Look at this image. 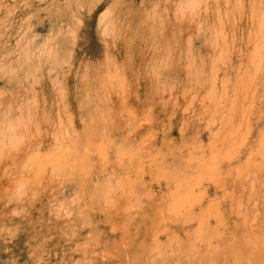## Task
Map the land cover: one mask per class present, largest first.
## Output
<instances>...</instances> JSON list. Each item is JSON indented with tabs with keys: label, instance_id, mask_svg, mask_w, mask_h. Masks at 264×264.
<instances>
[{
	"label": "rangeland",
	"instance_id": "obj_1",
	"mask_svg": "<svg viewBox=\"0 0 264 264\" xmlns=\"http://www.w3.org/2000/svg\"><path fill=\"white\" fill-rule=\"evenodd\" d=\"M0 2V111L6 110L9 106L15 108L22 100L23 90L10 76L9 71L12 67L23 66L29 61L30 69L26 70L25 67L24 69L31 72V76L37 77L43 72L53 78L68 74V69L72 67L66 66L68 62L75 67L76 64L84 63L85 59L88 65L96 64L98 62L94 59L98 56L109 60L113 66L111 74L113 71L116 72L115 75L112 74L115 77L113 87L116 92H111L115 104L119 105L120 110L124 106L121 100L126 97L131 103L130 106H140L141 109H146L148 114L153 112L152 124L160 128L155 141L157 147H164L166 142H171L177 150L175 140L178 139V135L170 130L201 124L203 130L205 129L203 135L207 139L206 142L213 139L219 141L221 148L219 156L224 159L230 153L235 155L232 162H222L223 168L220 171L224 173L219 174V179L203 176L200 188L196 189L199 205L188 209L190 216L198 214L199 208L208 216L211 241L207 240V246L210 252L220 250L216 261L213 263L206 258L207 252L203 253L200 250L204 246L202 245L200 248L196 246L186 249L187 254L182 255L179 264H222L228 259L230 262L227 264H259L260 257L255 256V259L248 250L234 256L229 248H232L231 244L238 242L239 245L240 240L244 241V237L255 234L258 237V247L262 248L259 250L261 256L264 254V176L259 175L256 162L259 158L257 139L264 131V117L260 116H264V0H211L207 9L201 6L198 13L191 16L189 10L185 9L184 13L182 11L183 4L185 8L187 7V0H0ZM199 2L202 3V0ZM178 9L182 13L177 14ZM218 10H225V14H216ZM220 15L226 20L225 35L220 34V26L218 28L217 18ZM104 24L108 25L105 32L102 30ZM203 26L208 29H203ZM197 34L199 36L195 37ZM156 35L159 49H152L149 46L151 40L156 39ZM190 36L195 38L191 41ZM165 47L174 48L172 65H168L167 68V60L162 54L168 50ZM188 51L192 56L193 54L197 56L191 58L184 54ZM92 69L94 70L91 71V76L97 77L99 74L97 67ZM82 71L84 72L83 68L77 75ZM18 75L25 74L21 70L18 71ZM212 88L220 95H228L225 105L230 103V99L233 101L230 104L239 105L240 111L251 110L248 116L244 114L249 127L240 126L242 128L239 127V130L234 127L235 135L232 134L233 130L230 133L225 132L219 116H214L213 109L205 107L213 106L205 99ZM94 95L95 90H92L91 98ZM92 101L93 103L87 104L91 110L100 108L106 111L94 103L96 100ZM171 113L175 116L171 117ZM240 120L241 125H245L241 114ZM131 126H135L134 131L127 130L132 128ZM138 126L140 122L129 119L128 115L121 120V131L113 134V141L117 146L115 153H120L125 146L139 147L142 139L146 137L148 125L142 128ZM136 127L139 129L136 130ZM174 137L177 139L173 140ZM200 153L207 155L210 149L207 147L202 152L194 149L190 155L196 158ZM142 154L143 150L136 155L137 159L143 161ZM161 155L166 158L163 163L167 167L165 169L170 167L169 171L159 174L156 179L155 174L158 171L154 169L140 171L141 177L136 180L139 185L127 192L131 199L129 226L136 227V232L132 233L129 239L126 238L127 245L117 249V245L121 243L119 234H115L111 228L112 223L108 225L107 214L102 210L108 204L104 201H95L94 195H99V190L93 192L88 186L89 196L86 198H81V194L76 193L73 188L65 190L66 210L67 207L70 208V204L77 206L79 203L86 204V201L93 197L95 202H91L89 209L91 212L88 216L90 221L82 224L83 227L80 228L78 224L80 219L68 214L71 217L64 226L62 224L63 227L57 228L56 225L52 229V221H58L60 218L52 212L53 208L60 207L59 201L54 203L55 201L42 200L39 198L40 191L36 190L37 192L33 193L32 189H28L21 199L13 200L10 207L6 203H0V264H40L43 261L40 258L42 252L41 247L36 246L35 230L42 228L41 234L44 229H48L49 236L58 248L55 253L58 259L62 260V264L70 262L106 264L103 259L105 250L110 251L108 254L113 255L112 258H117L121 254L123 264H133L134 259L139 257L137 250L145 249L142 256L148 251V244L155 237L152 236L151 230L156 226L161 230L162 208L166 199L170 198V189L175 184L172 182L174 184L168 185L170 175L175 171L184 172L186 169L188 176L193 179L195 170L199 168L192 167V172H189L184 161L189 160L187 158L191 156L186 151L179 158L164 149ZM179 166L182 170L178 169ZM230 168L233 169L232 172L235 171L233 175L230 174ZM225 173L223 181L226 185H221L220 178ZM142 177L148 180L143 181ZM157 178L160 181L149 183ZM254 189L257 192L259 189V194ZM102 197L103 194H100L99 198ZM38 199L42 201V206L38 205L36 201ZM15 209L22 211L17 214L13 212ZM137 211L142 214H138ZM13 213L14 217L10 216ZM31 215L41 217L44 227L42 224L35 225L33 230L28 232L26 222ZM138 223L146 224L142 228ZM9 224L14 226L11 227ZM197 227L193 220L185 224L184 241L196 234ZM163 235L159 239L165 241L166 236ZM91 239L93 241H90ZM66 250L73 254L69 259L64 255ZM54 262L56 261H51V258L47 259V264Z\"/></svg>",
	"mask_w": 264,
	"mask_h": 264
},
{
	"label": "bare ground",
	"instance_id": "obj_2",
	"mask_svg": "<svg viewBox=\"0 0 264 264\" xmlns=\"http://www.w3.org/2000/svg\"><path fill=\"white\" fill-rule=\"evenodd\" d=\"M187 1L188 4L186 8L185 4L182 3V7H184L182 8V11L184 13L185 9L189 10V14L191 16L197 14L201 6L207 9L211 0H202V3H200L199 0ZM196 3H198V5L195 7ZM182 11H179L178 9L177 14L179 12L182 13ZM203 11L204 10H202V12ZM224 11L225 10H218L216 14H225ZM101 21L102 20H100V22ZM217 22L219 23L218 28L220 26V34L225 35L224 26L226 25V20L222 15H220L217 18ZM195 23L196 22H194V24ZM107 27V24H104L102 26L103 32L106 31ZM204 28H206V26H203V29ZM198 36L199 34H197L195 37ZM155 37L156 39L151 40V45L149 47L152 49H159V45L157 44L158 35H156ZM195 37L191 38L190 36L189 39H191L192 41ZM209 37H211V35ZM165 49H168L166 52H164L165 54L162 52L161 53L163 54V58L167 60V68L168 65H172V58L174 55L172 51H174V48L165 47ZM184 54H187L191 58L197 56L196 54H193L192 56V53L190 51ZM85 60L84 63L76 64L75 67L74 64H69L68 62L66 66H72L68 69V74L53 78L43 72L37 77L31 76V72L26 71L29 70L31 66V64H29V61L23 66L20 65L16 66L15 68L12 67L9 71L10 76L12 77V81H14L17 86L19 85V87L23 91H21L22 100L17 104L15 108L9 106L6 110L0 111V203H6L8 207H10L13 200L21 199L24 194H26V190L32 189L33 193L37 192L36 190H38L42 195H39L40 199L55 201L54 203L59 201L60 207L58 206V208H53L52 212H54V215L60 216V218L58 220L59 222L55 220L52 221V229L55 228L56 225L57 228L63 227L64 223L68 222L69 217H71L68 214H71L73 218L76 217L77 219H80V223L78 224L81 228L83 227L82 224L86 222L89 223L90 221L88 216L91 211L89 209L90 204L92 201H94V199L92 197L91 200L86 201V204L79 203V206H77V204H70V208L67 207L66 210V206L64 205V194L65 190H67L68 188H73L76 193L78 192L81 194V198H86L89 196V191L87 192V189L88 186H90L93 192L99 190V195H94L95 201H104V203L108 204L107 206H104L102 210L105 214H107L106 221L108 225L112 223L111 228L115 231V234H119V238L121 240V243L118 242L119 244L117 245V249L119 250L122 245H127L125 244L127 242L126 238L129 239L132 233L136 232V227L129 226V219L131 217L129 216L130 218H128V213H131L129 212V209L131 208V199H129V193L127 192L129 189H132L139 185L136 180L141 177L139 175L140 171L147 172L151 169H154V171H158L155 174L156 179L159 174H163L166 171L168 172L170 168L169 167L168 169H165L167 167L163 162L166 161V158L161 155L163 149L166 152H170L174 155L176 154L177 158L182 157L183 155L181 154L185 153L186 151V153L191 156L187 158L189 160L184 161V164H186L189 172H192V167L196 166L199 168L198 170H195L193 179H191V176H188L187 171L183 166L182 167L185 169L184 172L179 166L178 169L182 171H175L170 175V177L168 178V185L174 183L176 185H172L170 189V198L166 199L164 207L162 208L163 214H161V230L157 226L154 227L153 230H151L150 228L152 236L155 237L151 240V243L148 244V251L144 256H142L145 252L144 248L139 251L137 250V253H139L137 256L139 257L134 259L133 264H174L176 261L177 262L175 264H179L181 262L180 258L182 257V255L187 254L186 249H189V247L195 248L196 246H199L198 248H200L202 245L204 246L200 250L203 253L206 251V258L208 257L210 261L214 263L219 254L218 251L220 250L214 252L211 251V253L207 246V243L211 241V236L209 235L210 230H208L209 218L205 215L204 212H202L201 208H199L200 211L198 212V214H194L191 216L190 214H188V209H190V207L193 208L197 204L199 205V199L196 196V189L200 188V182L203 180V176L219 179V174L224 173V171H220L221 168H223L222 162H232L235 155L233 156L232 153H230L229 156L225 157L224 159L222 158V156H219L221 152L219 141L217 140V142L213 139L211 140L212 143L210 142V140L206 142L205 140L207 139L203 135V131L205 129L203 130V126L201 124H197V126L195 127L191 125L182 126L180 128L175 127L174 129L170 130L171 132H176L178 135V139L176 137L173 138V140L177 139L175 140V142L177 143V150H175V145H172L171 142H166L164 147H157L155 141L157 140V136L159 135L158 129L160 128H156L152 124L151 117H153V112H150L148 114V111L146 109H141L140 106H130L131 103L128 99H126V97L121 100L124 106L121 107L120 111L118 108L119 105L117 106V104H115L112 96V93L116 92L115 88L113 87L115 86V77L113 75H115L116 72L113 71V75L111 74V67H113L111 65V62L99 56L94 59L95 62H98L96 64L88 65L86 63L87 60ZM24 67L26 70L24 69ZM95 67H97V72L99 74H97V77H92L91 71L94 70L92 68ZM82 68L84 72L82 71L81 74L77 75V73ZM21 70H23L25 74L22 76L25 77L18 75V71ZM92 90H95V95L93 96V98H91ZM228 98V95H220L215 91V88H212L206 94L205 99L209 104L213 106L212 108L208 106L205 107L209 110L213 109L214 116H219V118L221 119V123L224 124L223 129L225 130V132L230 133V131H232L234 127H237L238 130L240 126L249 127L248 123L244 119V117H246L244 114H247L248 116L251 110L245 109L240 111L238 109L239 105L235 103L230 104L231 102H233L230 99V105H225V102H227L226 100ZM93 99L96 100V102L94 103L97 106L103 107L107 112L102 111L100 108L91 110L87 104L93 103V101L91 102V100ZM261 103L263 104L262 100ZM252 107L254 106L252 105ZM240 114L244 120L245 125H241ZM126 115H128L129 119H132L133 121L138 120V122H140V126L138 127L142 128L143 126L148 125L146 137L142 139V143L139 144L138 148L125 146L122 147L120 153H115L117 146L113 141V134L121 131V120H124ZM256 115L257 114H255V117ZM170 116L173 117L175 115L174 113H171ZM260 116L264 117L263 115ZM131 127L133 128V130L132 128H127V130L134 131L135 126ZM241 128L242 127H240V129ZM135 129L138 130L139 128L136 127ZM235 133L236 131L233 130L232 134L235 135ZM220 135H222V132L220 133ZM257 142L259 144V146L255 144L259 148L257 150L258 152L256 151L257 154H259V158H257L256 160L258 164L257 171L259 175L264 176V131L263 134H261L257 139ZM205 146L210 149L209 154L205 155L200 153V155H196V158L190 155L191 152L194 151V149L202 152L207 148ZM241 146L243 147V145ZM251 149L252 148H250V150ZM142 150V157L144 159L143 161H141L140 158L137 159L136 157V155ZM205 159L207 162H205ZM180 161L182 162V160ZM134 166L135 168L133 169ZM243 166L245 165L243 164ZM232 170L233 169L230 170L231 175H233V172H235H232ZM238 175L241 177L240 174ZM183 176L184 178H182ZM225 177L226 173L220 178L221 185L225 184V182L223 181ZM146 179L147 178L142 177L143 181ZM153 181L155 182L160 180L159 178H157V180L153 179L149 183L152 184ZM146 182L148 183V181ZM260 183L262 184V182ZM258 192H260L259 189ZM100 194H103L102 199L99 198ZM260 195H262V193H260ZM36 201L38 202L39 206H42L41 200L38 199ZM153 201H155V199H153ZM142 209H144V207ZM21 211L22 209H20V211L19 209L13 210V212L17 214ZM14 213L10 216L14 217ZM36 213H38L37 215H40L39 212ZM187 215L189 216V218H187ZM41 220V217L31 215L26 222L29 229L28 232H31L35 225L42 224L44 227V224L43 222H41ZM132 220L134 219L132 218ZM191 220L197 223V231L194 236L192 235L193 237L189 238L187 241H184L183 236H185V224H188ZM75 223L76 222H74V225ZM142 224L140 223L139 225L141 226ZM14 225H11V227H13ZM144 225H142L141 227L143 228ZM140 229L141 228H138V230ZM42 230L43 228L41 230H35L37 233L36 246L41 247L40 250L42 252L40 254V258L43 261L40 264H47V259L49 258H51V261H56L53 264H62V260L58 259V255L57 253H55L58 248L55 247V243H53V240L49 236L48 229H44L43 234H41ZM140 231H142V229ZM50 232L52 233V231ZM163 234H165L166 236L165 241L159 239L160 236H164ZM252 235L253 236L244 237V241L239 239V245L238 242L233 243L231 244L232 248L229 249H231V252L234 256H238L239 254L243 253L244 250H248L249 253L251 252L250 255H252L254 258L255 256L257 258L260 257L259 264H264V254L263 256H261V252L259 250H261L262 248L258 247L257 243L258 237L255 234ZM207 240L209 241L207 242ZM90 241L93 240L91 239ZM217 247L218 249L220 248L219 245ZM109 252L110 251L105 250V252L103 253V255L105 256L103 257V259L106 264H123V259L122 257H120L121 254H119L117 258H112L113 255L108 254ZM93 253L95 254V252ZM64 255L67 259L73 256V254L68 250L65 251ZM228 262H230L229 259L227 260V262L222 264H227ZM69 264L75 263L70 262Z\"/></svg>",
	"mask_w": 264,
	"mask_h": 264
}]
</instances>
